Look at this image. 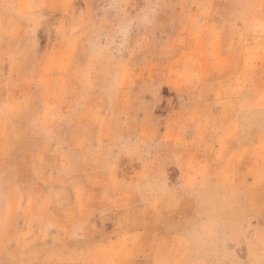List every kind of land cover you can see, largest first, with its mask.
Returning a JSON list of instances; mask_svg holds the SVG:
<instances>
[{
  "label": "rangeland",
  "instance_id": "obj_1",
  "mask_svg": "<svg viewBox=\"0 0 264 264\" xmlns=\"http://www.w3.org/2000/svg\"><path fill=\"white\" fill-rule=\"evenodd\" d=\"M264 0H0V264H264Z\"/></svg>",
  "mask_w": 264,
  "mask_h": 264
},
{
  "label": "crops",
  "instance_id": "obj_2",
  "mask_svg": "<svg viewBox=\"0 0 264 264\" xmlns=\"http://www.w3.org/2000/svg\"><path fill=\"white\" fill-rule=\"evenodd\" d=\"M263 203H264V202H263ZM260 211L264 212V207H263Z\"/></svg>",
  "mask_w": 264,
  "mask_h": 264
}]
</instances>
